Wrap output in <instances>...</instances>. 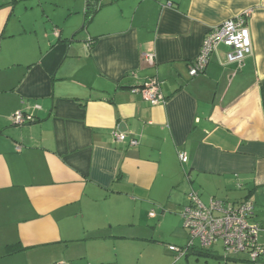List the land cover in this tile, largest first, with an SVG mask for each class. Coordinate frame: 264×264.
I'll return each instance as SVG.
<instances>
[{
  "label": "crops",
  "instance_id": "0c3cea01",
  "mask_svg": "<svg viewBox=\"0 0 264 264\" xmlns=\"http://www.w3.org/2000/svg\"><path fill=\"white\" fill-rule=\"evenodd\" d=\"M98 3L0 0V264H211L224 255L176 259L151 235L176 220L187 247L192 190L250 200L264 244V0ZM240 16L253 54L227 63L220 45L191 76L207 33ZM153 78L165 103L134 91Z\"/></svg>",
  "mask_w": 264,
  "mask_h": 264
},
{
  "label": "built area",
  "instance_id": "2783aa9c",
  "mask_svg": "<svg viewBox=\"0 0 264 264\" xmlns=\"http://www.w3.org/2000/svg\"><path fill=\"white\" fill-rule=\"evenodd\" d=\"M220 45L229 48L226 53L227 63L241 65L247 56L253 54L252 33L245 16L229 19L207 33L199 55L190 65L191 76H196L206 70L211 55L218 50ZM147 61L153 63V57L148 56ZM137 90L153 105L166 102L161 91V83L155 78L143 88L134 89V91ZM33 120L31 115L22 111H17L12 116V122L15 125H24ZM115 138L118 142H124L127 140V134L117 131ZM130 144L138 145L139 141L132 138ZM179 157L182 163L188 160L186 153H180ZM188 198L189 202L182 212L184 226L189 232L187 247L169 246V250L175 253L176 259L183 256L189 249L195 248L197 240L199 243L197 248L204 250H211L216 244L222 242L225 259L241 253L247 255L249 261L254 263L264 258V244L259 242V232L263 226L250 221L254 208L250 200L246 199L238 204L228 205L223 200L213 198L209 204H204L194 190L189 193ZM151 216H155V213H151Z\"/></svg>",
  "mask_w": 264,
  "mask_h": 264
},
{
  "label": "rangeland",
  "instance_id": "374dc122",
  "mask_svg": "<svg viewBox=\"0 0 264 264\" xmlns=\"http://www.w3.org/2000/svg\"><path fill=\"white\" fill-rule=\"evenodd\" d=\"M215 195L218 198H226V197H228V198H230V200H238L241 197V193L239 191L238 192L236 190L229 191V190H226V189H223V191L221 190V192H218V194H215ZM202 199L207 204L208 201H209V196L203 197ZM226 202L229 203V201H226ZM231 202H233V201H230V203ZM154 210H156L158 212V210H159L158 206L153 208L152 213H155ZM160 214H161V212H160ZM168 223L169 222L167 221L163 225V227L161 228L162 225H160V220L153 219L151 221V224H152V227H153V229H151V235L154 236L155 238H158L161 241L162 244H164V243L168 244V245L165 244L167 246V248L170 245L185 246L186 242H187L186 236L180 235V237H177V232H176L175 235H173V232L176 230L175 226H177L176 220L171 221V223L169 225H168ZM196 245L197 246L199 245L198 240L196 241ZM152 247H153V249H155L154 247H157L156 251H160V248L158 246H152ZM212 250L215 251V253L217 255H220V256L225 255V251H224L222 242L216 244L213 247ZM171 256L174 259V256L172 254H171ZM234 256H236L237 259H247L248 260V262L239 260L238 261L239 264H253V262L249 261L248 256L245 255L244 253L233 255L231 257L234 258ZM189 261H191V264H197L195 262V260L193 259V257H191V259ZM211 261H213V262H211V264H215V263L224 264L225 263V260L223 258H221V259L220 258H211ZM179 264H186V258L181 259ZM199 264H205L204 260H202ZM230 264H234V263L231 262Z\"/></svg>",
  "mask_w": 264,
  "mask_h": 264
},
{
  "label": "trees",
  "instance_id": "16d2710c",
  "mask_svg": "<svg viewBox=\"0 0 264 264\" xmlns=\"http://www.w3.org/2000/svg\"><path fill=\"white\" fill-rule=\"evenodd\" d=\"M98 1H100V0H88L89 9H88L87 15L89 14V16H90V14H93L96 10H98V8L100 7V4L98 3ZM193 249H195V248H193ZM8 251L14 252L15 250L12 248V246H10V247H8ZM197 251L199 254L212 256V253L210 252L211 250H204V249L198 248ZM222 258L225 260L224 264H230L229 261L232 259V257L225 259L224 256Z\"/></svg>",
  "mask_w": 264,
  "mask_h": 264
}]
</instances>
